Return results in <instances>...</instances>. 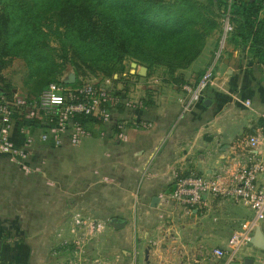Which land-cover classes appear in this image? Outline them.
<instances>
[{
    "label": "crops",
    "instance_id": "0c3cea01",
    "mask_svg": "<svg viewBox=\"0 0 264 264\" xmlns=\"http://www.w3.org/2000/svg\"><path fill=\"white\" fill-rule=\"evenodd\" d=\"M216 53L208 42L181 71L180 84L146 85L131 62V76L116 83L121 104L112 119H81L85 133L77 145L68 129L60 143L41 141L49 127L40 122L31 127L30 157L0 151V235L11 233L0 239V257L15 247L10 240L29 233L34 261L20 251L11 257L16 264H55L65 250L68 264H264V249L249 245L231 261L214 254L253 215L248 204L208 194L190 209L169 199L180 175H229L245 166L246 139L262 124L264 59L231 33ZM213 62L215 83L184 112L182 85L196 83ZM20 129L17 122L16 138ZM255 154L264 160V143Z\"/></svg>",
    "mask_w": 264,
    "mask_h": 264
},
{
    "label": "trees",
    "instance_id": "16d2710c",
    "mask_svg": "<svg viewBox=\"0 0 264 264\" xmlns=\"http://www.w3.org/2000/svg\"><path fill=\"white\" fill-rule=\"evenodd\" d=\"M226 17L232 41L263 60L264 0H0V95L15 94L5 73L16 59L34 81L33 96L62 82L68 66L77 77L85 69L118 81L131 76L128 61L146 66L145 77L164 67L180 84Z\"/></svg>",
    "mask_w": 264,
    "mask_h": 264
},
{
    "label": "built area",
    "instance_id": "2783aa9c",
    "mask_svg": "<svg viewBox=\"0 0 264 264\" xmlns=\"http://www.w3.org/2000/svg\"><path fill=\"white\" fill-rule=\"evenodd\" d=\"M232 30L229 17H226L220 49L224 47ZM220 49L216 57H219ZM215 80L213 62L196 83H184L182 89L188 94V98L180 99L183 111L188 112L193 104L201 102L206 89ZM120 91L114 80L106 77L90 81L76 80L74 84L51 82L39 95L32 97L14 94L9 98L0 95V151L11 155L13 159L30 157L35 145L31 127L40 122L49 127V132L42 134L41 141L60 143V134L68 129L71 143L77 145L85 133L81 119L94 118L109 122L113 111L121 104ZM261 118V126L246 139L244 149L248 152V163L245 166L229 175H180L169 194V199L190 209L201 207L208 194L237 203L243 202L251 207L253 215L233 231L227 246L214 249L217 257H227L228 261L235 258L242 246L249 244L257 227L264 222V183H259V176L264 173V160L255 154L258 145L264 143V112L261 113ZM17 122L21 124V129L16 138L14 126Z\"/></svg>",
    "mask_w": 264,
    "mask_h": 264
},
{
    "label": "rangeland",
    "instance_id": "374dc122",
    "mask_svg": "<svg viewBox=\"0 0 264 264\" xmlns=\"http://www.w3.org/2000/svg\"><path fill=\"white\" fill-rule=\"evenodd\" d=\"M205 1V0H202ZM212 42L214 44V48L218 53V50L220 48L221 45V35L220 33H215L214 35L210 36L207 40L208 42ZM55 43V42H54ZM207 45V44H206ZM222 50V49H220ZM216 53V54H217ZM127 68L129 70L130 68V64L129 61L127 62ZM68 70H75L73 67L68 66L67 70L65 71V73ZM79 73H83L80 77H77V80H85V81H90L93 80L94 78H100V77H94L92 73L88 72L87 70L83 69V70H79ZM5 75H7V77L11 78V81L13 83V86L15 87L14 92L17 96H26V97H31L33 95H35L36 93H34L32 86L34 81L30 80V77L28 75V70H27V66L26 64L21 60V59H16L14 60L13 64L10 65V67L7 69V72L5 73ZM99 76H104V77H109V75H106L105 73L99 72L98 74ZM129 76L127 75H123V77H121L118 81H114L115 84L120 83V82H125L128 79ZM111 78V77H110ZM117 78H119L118 74L114 75V79L112 80H116ZM140 79V78H139ZM157 79H163V80H171V77L168 74H164V67H157L155 73H153L152 75H150L149 77H142V81H146V85H152L154 83V80ZM116 84V86H118ZM148 89H153V88H148ZM122 90V88H121ZM135 95H139L138 90L134 91ZM27 233L26 235L22 236L23 234H20V237L18 238L19 240H17L15 237H17L16 235H13L12 238H15L13 240H10L9 242H11L10 244H13L15 247H10V248H3L4 249V256L0 257V263L1 264H16L12 261L11 257L14 255V252H19L22 251L23 255H27L28 259H32L34 261V248L32 246H30L32 240H30V234ZM11 235V233L8 232H4L1 233L0 235V239L1 240H9V236ZM23 239H20L22 238ZM20 247V248H19ZM245 247H247V245L242 246L238 253L244 249ZM2 249H0L1 251ZM40 250V249H39ZM70 250V249H68ZM85 251V250H84ZM41 252V251H39ZM69 251L65 250V257H63L60 261L56 262L58 264H68V262L70 261L68 259L69 255L68 254ZM236 255V256H237ZM26 257V256H25ZM31 260V262H32ZM55 263V264H56ZM83 264H90V261H84Z\"/></svg>",
    "mask_w": 264,
    "mask_h": 264
},
{
    "label": "water",
    "instance_id": "95a60500",
    "mask_svg": "<svg viewBox=\"0 0 264 264\" xmlns=\"http://www.w3.org/2000/svg\"><path fill=\"white\" fill-rule=\"evenodd\" d=\"M131 68L133 70V74H138L142 77H145L148 72V68L143 65H138L135 61L131 63ZM77 80V75L73 70H69L63 77L62 82L65 84H74ZM156 199H153V202ZM116 221H119L120 219H115ZM249 246L257 247L260 249H264V232L261 228V226H258L257 229L254 232V235L251 239V241L248 244ZM149 256V250H146V258L148 259Z\"/></svg>",
    "mask_w": 264,
    "mask_h": 264
}]
</instances>
